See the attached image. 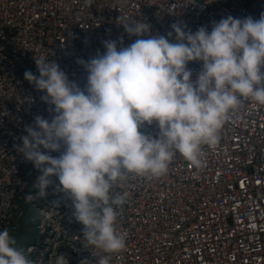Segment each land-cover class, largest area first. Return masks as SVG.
I'll return each mask as SVG.
<instances>
[{
  "label": "built area",
  "instance_id": "built-area-1",
  "mask_svg": "<svg viewBox=\"0 0 264 264\" xmlns=\"http://www.w3.org/2000/svg\"><path fill=\"white\" fill-rule=\"evenodd\" d=\"M261 13L264 0H94L90 7L85 0H0V230L18 233L17 196L28 189L27 175L35 181L41 174L17 151L20 138L36 116L51 121L55 115L54 105L41 100L45 93L24 77L26 71L39 76L34 56L55 60L83 89L88 73L78 60L103 54L104 41L119 48L137 39L118 24L119 16L144 20L149 35L175 42L174 23L194 33L202 26L211 31L213 21L229 15L259 19ZM188 68L195 81L202 62ZM141 131L159 135L155 122ZM219 137L215 146L201 145L199 168L177 153L165 175L130 174L114 187L113 195L125 197L116 227L126 234V247L110 254V264H264V106L245 100ZM73 212L71 199L57 191L25 248L37 264H54L60 253L69 264H97L106 255L83 246V225Z\"/></svg>",
  "mask_w": 264,
  "mask_h": 264
},
{
  "label": "clouds",
  "instance_id": "clouds-1",
  "mask_svg": "<svg viewBox=\"0 0 264 264\" xmlns=\"http://www.w3.org/2000/svg\"><path fill=\"white\" fill-rule=\"evenodd\" d=\"M93 3L85 0L89 7ZM117 21L137 39L119 48L116 41H104L103 54L78 60L88 73L83 89L55 60L34 56L39 76L26 71L24 77L45 93L41 100L54 105L55 115L51 121L36 116L17 149L41 173L26 202L46 199L52 178H58L57 191L71 199L73 216L83 225V246L106 253L97 264H110V254L126 247V234L116 227L125 197L113 195L114 187L130 174L165 175L177 153L201 167V145L219 142L232 112L249 99L264 106V13L259 19L229 15L213 21L211 31L202 26L194 33L177 22L171 26L175 42L149 35L151 25L144 20ZM192 61L202 62L195 81ZM153 122L159 128L155 138L141 131ZM62 146L58 157L50 154ZM0 264L37 262L5 228ZM54 264H69L67 255L58 254Z\"/></svg>",
  "mask_w": 264,
  "mask_h": 264
},
{
  "label": "rangeland",
  "instance_id": "rangeland-1",
  "mask_svg": "<svg viewBox=\"0 0 264 264\" xmlns=\"http://www.w3.org/2000/svg\"><path fill=\"white\" fill-rule=\"evenodd\" d=\"M53 184L55 185L56 183L54 182ZM54 185H51L47 189L48 190V196L46 197V199L36 198L30 203L26 202V196L28 194L34 193L32 191L34 188L32 186H30V184H29L28 189H27L28 191L26 190L27 192L24 193L23 195H21V197H19L17 199L16 207L14 209L15 215L18 216V213L20 211H23V215H22L21 221H20L21 224L19 226L20 229L22 228V224L25 225V228L31 227L32 223H33L34 228L37 226V224L40 222V220L43 217L44 211L51 204V202L53 201L54 196L57 192V188H55ZM33 236H34V231L28 229V230H19L18 233L16 235H14L13 237L16 239L17 242H20V243H17V247L23 248L25 246L24 243L29 241L27 243V244H29L32 241H34L35 237L33 239Z\"/></svg>",
  "mask_w": 264,
  "mask_h": 264
},
{
  "label": "trees",
  "instance_id": "trees-1",
  "mask_svg": "<svg viewBox=\"0 0 264 264\" xmlns=\"http://www.w3.org/2000/svg\"><path fill=\"white\" fill-rule=\"evenodd\" d=\"M28 170H29V168H28ZM24 173H26V171H24ZM27 177L29 178V184H30V186H32L33 185V183H34V181L33 180H31L30 178H31V175H27ZM54 185V184H53ZM54 187L56 188V186L54 185ZM28 191V190H27ZM27 191H25V192H23V193H21L20 195H18L17 196V199L19 198V197H21V195H23L24 193H26ZM31 191V190H30ZM34 193H35V189H33L32 190ZM48 191V190H47ZM33 193V194H34ZM17 199H16V201H17ZM15 209V208H14ZM23 212V211H22ZM13 216L14 217H17V215H15V212L13 211ZM20 221H21V218H20ZM20 223V222H19ZM21 224V223H20ZM20 226V225H19ZM37 226H38V224H37ZM37 226L34 228V226H33V223L31 224V227H29V228H25V225L24 224H22V228L20 229V227H19V229L18 230H28V229H30V230H33L34 231V236H33V239H34V237L36 238L37 237V235H38V230H37ZM32 234V233H31ZM35 240V239H34ZM19 241V240H18ZM29 242V241H28ZM28 242H26V243H24V247L22 248L21 247V249H23V250H25V248H26V244L28 243ZM33 242V241H32ZM17 243H20V242H17Z\"/></svg>",
  "mask_w": 264,
  "mask_h": 264
}]
</instances>
